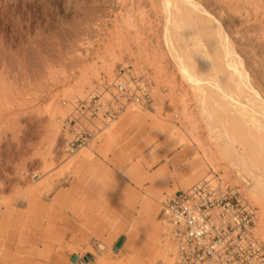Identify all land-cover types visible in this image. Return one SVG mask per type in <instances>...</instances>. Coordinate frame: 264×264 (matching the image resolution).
I'll list each match as a JSON object with an SVG mask.
<instances>
[{"label": "rangeland", "instance_id": "374dc122", "mask_svg": "<svg viewBox=\"0 0 264 264\" xmlns=\"http://www.w3.org/2000/svg\"><path fill=\"white\" fill-rule=\"evenodd\" d=\"M69 3L71 7L80 4L81 16L76 18L71 13L64 14L59 7L53 8L46 40H32L33 46L43 43L56 49L61 25L64 27L68 34V46L65 51L67 60L63 66L68 82L66 86L59 80L38 85L29 78L26 90L34 98V123L29 126L28 118H22L15 133H9L7 140H1L0 264H72L68 260L70 254L81 256L79 264H100L101 261L105 264H162L165 258L170 257L171 248L169 226L162 214L164 203L173 199L174 191L187 192L213 173L237 186L254 204L257 212L253 234L264 243V237L258 233L264 209L243 184L244 175L229 168L221 160L214 163L204 160L197 143L184 135L189 127L187 120L181 116V108L178 104L168 105L170 90L167 76H173L177 83L180 80L177 75H173L174 68L167 56L164 54L160 59L164 62L165 72L157 75L154 61L141 54L139 47L129 37L127 42L130 52L123 51L121 59H117L121 55L114 38L118 21L126 19L128 14L137 19L140 12L144 11L151 15L152 25H156L159 0H69ZM239 6L238 3H219L212 10L215 9L214 13L228 28L244 36L245 40H262L264 9ZM90 8H96L92 14L97 18L82 20V15ZM28 9L35 21L42 16L33 5H29ZM255 24H260L259 29L253 27ZM156 30L157 27L150 31L146 29L148 35L144 38ZM130 32L134 35L133 29ZM144 41L148 43L151 39ZM128 65L131 66V73L148 84L150 95L147 102L142 107L131 105L125 112L119 113L115 120H110L103 111L92 117L89 114L80 116L73 105L58 104L52 124H57L62 133L60 150L58 156L53 158V155H47L48 160L40 162L44 156L42 144L46 142L43 133L48 123L46 108L53 97L74 86L78 91L69 90L65 99L69 101L71 97L77 96L78 100H83L92 91L101 89L105 80L115 79ZM84 66H90V83H77ZM159 98H162L163 104L160 115L155 108ZM109 99L108 95L106 101ZM97 101L90 100L93 104ZM99 102H103L102 99ZM134 108L139 109L144 119V129L138 128L132 118L130 122L126 121ZM59 112H64V119ZM164 123L167 126L174 125L178 131L179 135L172 141L166 140L167 126L163 134H158L156 130L147 132L145 129L149 124L158 126ZM114 126L117 127L113 131L115 133L109 132V127ZM139 129L142 131L138 132ZM198 131L204 140L207 130L201 118ZM79 132L85 134L86 145L75 150L77 143L74 147L70 145ZM179 138L183 139L182 143ZM90 141L96 143L92 160H87V164L82 167L80 152L86 149ZM150 141L156 142L151 145ZM72 148L74 152L70 151ZM90 165L94 167L89 168ZM195 168H200L199 175H190L188 183L179 180L183 173H192L190 170ZM163 174L174 177L175 181L168 184L162 203L155 204L152 217L142 222L141 233L136 234L127 227L134 223L132 217L137 219L138 215L131 216L129 212L133 213V209L127 210V202L133 199L132 204H135L144 190L151 189V177ZM157 227L160 229L162 254L154 261V256L146 253V249L151 244L148 238L150 231ZM120 238L126 240L115 251ZM99 244H103L105 250L98 251ZM135 246L138 249H134ZM87 255L92 256L88 263L82 261Z\"/></svg>", "mask_w": 264, "mask_h": 264}, {"label": "bare ground", "instance_id": "6f19581e", "mask_svg": "<svg viewBox=\"0 0 264 264\" xmlns=\"http://www.w3.org/2000/svg\"><path fill=\"white\" fill-rule=\"evenodd\" d=\"M212 1L159 0L155 15L158 19L156 25H152L151 15L144 11L140 12L137 19L130 14L126 19L121 18L114 34L121 54L117 59H121L123 51L130 52L131 48L127 42L129 37L139 47L141 54L154 61L157 75L165 72L164 62L160 59L164 54L167 56L174 68L173 75H177L180 80V83H177L173 76H167L170 90L168 105L178 104L181 108V116L187 120L189 127L184 135L190 136L191 141L197 143L204 160L210 163L221 160L229 168L244 175L243 184L251 195L260 201L264 209V36L261 35L262 40H245L244 36L228 28L214 13L215 9L212 10V7L219 3H238L242 8L264 9V0ZM29 5L40 10V19L35 21L32 18ZM79 5L71 7L69 0H0V149L1 140H7L9 133H15L22 118H28L29 126L34 123V98L26 90L29 78L38 85H48L50 81L59 80L66 86L68 76L63 65L67 60L65 51L68 46V34L64 27L61 25L60 40L56 49L43 43L33 46L32 40H46L53 8L59 7L63 9L64 14L71 13L77 18L82 13ZM94 10L96 8L88 9L82 15V20L89 18L91 21L97 18L92 14ZM155 27L156 32L144 38L148 35L146 29L150 31ZM253 27L259 29L260 24ZM77 29H80L79 26ZM131 29L134 35L131 34ZM149 39V44L144 41ZM158 39L160 41L155 42ZM88 69L90 66H84L81 79L77 83H90ZM146 85L150 95V88L147 83ZM69 90L78 91L74 86L67 88L61 95L53 97L46 108L48 123L43 130L46 142L42 144L44 156L40 158V162H46L47 155H53V158L58 156L62 133L59 126L52 123L58 104L75 105L78 101L77 96L71 97L69 101L65 99ZM99 91L102 93L100 88ZM107 97L106 95L103 99L106 100ZM144 102L145 100L132 103L127 109L131 105L142 107ZM162 105V98H159L155 105L158 115L161 114ZM131 112L133 114L126 121L130 122L132 118L138 128L144 129V119L139 109L134 108ZM58 114L64 119V112ZM200 118L207 130L204 140L200 138L198 131ZM164 124H149L145 129L147 132L156 130L158 134H163L168 125ZM116 128L109 127V132L115 133L113 131ZM140 129L138 132L142 131ZM167 132L168 141L179 135L174 125L167 126ZM179 139L182 143L183 139ZM155 142L150 141V144ZM95 146L96 143L90 141L86 149L80 152L82 167L87 164V160H92ZM190 171L192 173H183L179 180L188 183L190 175L196 176L201 172L200 168ZM151 179L150 190H144L135 204H132L133 199L128 201L131 203L127 202V210L133 209V213L129 212L131 216L138 215L137 219L132 217L135 221L127 227L136 234L141 233L142 222L152 217L155 204L162 203L168 184L175 181L174 177L164 174L152 176ZM258 233L264 237V215L259 223ZM148 238L151 244L146 253H151L155 261L162 254L159 227L151 230ZM97 248L100 252L105 250L103 244H99ZM135 248L138 249V246ZM79 257L81 260V256ZM80 260L72 264H79ZM163 263L171 264V259L167 257ZM100 264L105 263L101 261Z\"/></svg>", "mask_w": 264, "mask_h": 264}, {"label": "built area", "instance_id": "2783aa9c", "mask_svg": "<svg viewBox=\"0 0 264 264\" xmlns=\"http://www.w3.org/2000/svg\"><path fill=\"white\" fill-rule=\"evenodd\" d=\"M131 72L128 65L115 79L105 80L102 93L99 88L92 91L73 105L75 110L84 117L103 111L115 120L130 104L147 102L146 83ZM107 94L110 99L103 100ZM93 99H98L96 104L90 102ZM75 135L70 146L77 143V150L86 145V139L84 133ZM256 212L237 186L217 173L187 192L174 194L162 208L169 226L171 264H264V243L253 234Z\"/></svg>", "mask_w": 264, "mask_h": 264}, {"label": "water", "instance_id": "95a60500", "mask_svg": "<svg viewBox=\"0 0 264 264\" xmlns=\"http://www.w3.org/2000/svg\"><path fill=\"white\" fill-rule=\"evenodd\" d=\"M175 193H178V191L174 192V194ZM124 241H125V238H120L119 241L116 243V246H115L114 250L118 251V249L121 248V246L123 245ZM78 260H79V256L78 255H73L71 257V259H70V261L73 262V263H76ZM91 260H92V256L91 255H87V256L83 257V259H82V261L86 262V263H88Z\"/></svg>", "mask_w": 264, "mask_h": 264}, {"label": "crops", "instance_id": "0c3cea01", "mask_svg": "<svg viewBox=\"0 0 264 264\" xmlns=\"http://www.w3.org/2000/svg\"><path fill=\"white\" fill-rule=\"evenodd\" d=\"M126 240V239H125ZM119 241V240H118ZM125 242V241H124ZM124 244V243H123ZM73 256V254H70L69 256H68V260H69V263H72L71 261H70V259H71V257Z\"/></svg>", "mask_w": 264, "mask_h": 264}]
</instances>
